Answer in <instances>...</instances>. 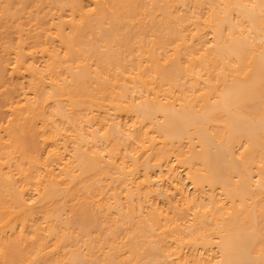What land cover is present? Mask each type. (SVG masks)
<instances>
[{
    "label": "bare ground",
    "instance_id": "1",
    "mask_svg": "<svg viewBox=\"0 0 264 264\" xmlns=\"http://www.w3.org/2000/svg\"><path fill=\"white\" fill-rule=\"evenodd\" d=\"M0 264H264V0H0Z\"/></svg>",
    "mask_w": 264,
    "mask_h": 264
}]
</instances>
